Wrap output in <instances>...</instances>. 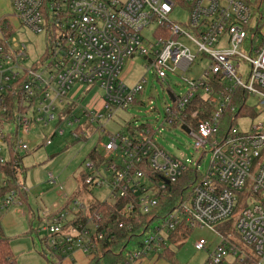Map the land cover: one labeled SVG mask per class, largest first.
Wrapping results in <instances>:
<instances>
[{
    "label": "built area",
    "instance_id": "1",
    "mask_svg": "<svg viewBox=\"0 0 264 264\" xmlns=\"http://www.w3.org/2000/svg\"><path fill=\"white\" fill-rule=\"evenodd\" d=\"M9 2L20 28L43 34L46 47L40 64L27 68L25 44L12 36L10 17L0 18V164L24 158L33 127L64 119L79 139L95 126L107 141L101 161L88 158L84 185L109 189V199L88 201L111 206L117 227L139 240L125 264L159 254L179 229L213 234L204 264H264V0ZM173 13L183 23L170 21ZM135 59L161 84L180 74L184 93L167 88L164 122L191 138L195 162L168 154L150 125L127 121L123 131L108 132L118 113L144 104V79L132 87L120 81ZM197 60L208 64L202 78L186 79ZM245 117L257 119L247 133L238 130ZM24 194L19 174L0 171V215L24 208ZM88 201L43 215L54 251L93 256L99 242L114 240Z\"/></svg>",
    "mask_w": 264,
    "mask_h": 264
},
{
    "label": "rangeland",
    "instance_id": "2",
    "mask_svg": "<svg viewBox=\"0 0 264 264\" xmlns=\"http://www.w3.org/2000/svg\"><path fill=\"white\" fill-rule=\"evenodd\" d=\"M7 16L10 17L9 22L14 28L12 36L26 46L27 59L24 65L27 68L39 65L46 47L45 36L41 33L35 34L28 28H20L18 19L13 17L9 0H0V18ZM184 18L183 14L173 13L170 21L183 23ZM207 67L205 60H197L190 66L185 78L200 79ZM176 75L171 78L167 86L155 80L152 70L148 69L142 59H135L130 64L125 63L120 81L124 86L132 87L139 80L144 79L146 85L139 96L144 104L118 113L119 116L113 121L107 122L106 128L109 133L114 134L118 130L123 131L127 121L133 127L146 124L158 128L161 134L157 136V140L168 154L174 157L182 156L185 160L195 162L197 154L192 148L191 138L176 128L169 129L164 122L165 103L169 102L167 88L176 95L184 93L181 76ZM256 121V118L249 117L239 119L238 130L247 133L251 123ZM95 128V126L90 127L87 136L77 140L71 135L73 129L67 126L64 119L59 122L56 119L46 126L33 127L29 135L30 153L23 158L24 183L29 193L28 207H12L0 215V231L9 240V249L16 264H47L48 262L89 264L91 261V256L78 251H54L47 234L42 231V220L44 214L69 205L70 199L71 201L109 199L110 190L105 187H93L87 191L82 187V176L87 172L85 168L88 162L87 155L92 149L100 153L101 145L107 141L103 133ZM57 130H62L64 134L57 135ZM53 133L56 135L54 136ZM46 139H51V145L38 148ZM50 175L54 183H51ZM36 218L39 219L38 224H34ZM199 240H204L206 243L205 250H195L194 244ZM215 245L216 241L210 231L194 229L186 238L178 239L172 247L178 264H204L208 258V250H212ZM232 262V259L227 261V263Z\"/></svg>",
    "mask_w": 264,
    "mask_h": 264
},
{
    "label": "trees",
    "instance_id": "3",
    "mask_svg": "<svg viewBox=\"0 0 264 264\" xmlns=\"http://www.w3.org/2000/svg\"><path fill=\"white\" fill-rule=\"evenodd\" d=\"M196 106H202L201 103H196ZM26 155V154H25ZM24 155V156H25ZM90 159H95L97 162L101 161V149L100 153L96 149H92L90 153L87 155ZM16 163V164H15ZM0 171L5 172L7 175L15 177L19 174L21 180L24 182L25 180V168L23 165V156H18L14 163L12 161H7L4 164H0ZM85 173L82 176V187L85 189L84 185ZM174 195V197H173ZM172 195L173 198L177 195V190ZM28 194H24L21 196V199L26 207H28ZM69 204L72 202L71 199L68 201ZM90 208L94 212H100L103 216L104 228L113 235L115 238L113 241L108 242H99L100 245L98 247V252L91 256V261L89 264H125L127 261L126 253L131 251L139 246V240L133 241V234L128 232L127 230H122L117 227L118 220H116L114 215H111L112 207L107 204L98 203L96 201H88ZM66 207H62L60 210L52 212L54 214L56 212L64 210ZM138 222H146L147 217H139ZM141 224L138 223L134 231L132 233H137ZM192 230L188 229H179L173 234L168 236V241L170 245H175L178 239L186 238ZM159 257H163L169 262L175 261V251L170 247H164L163 250L157 254ZM90 256V255H88ZM0 264H16L14 257L9 249V240L3 235L0 231ZM47 264H56L53 262H48Z\"/></svg>",
    "mask_w": 264,
    "mask_h": 264
},
{
    "label": "crops",
    "instance_id": "4",
    "mask_svg": "<svg viewBox=\"0 0 264 264\" xmlns=\"http://www.w3.org/2000/svg\"><path fill=\"white\" fill-rule=\"evenodd\" d=\"M85 101H87V99H85L84 100V102ZM119 116V115H118ZM83 124H84V122H83ZM124 126V125H123ZM33 129V128H32ZM89 129H87L86 131H88ZM32 131V130H31ZM31 133V132H30ZM30 135V134H29ZM86 136H87V134H86ZM85 137H83V138H79V139H84ZM78 140V139H77ZM41 146H43V143L40 145V146H38V148L39 147H41ZM44 147V146H43ZM28 153H30V152H28ZM27 153V154H28ZM25 157V156H24ZM25 184V183H24ZM26 185V184H25ZM28 200H29V197H28ZM51 214V213H50ZM43 221V220H42ZM38 224L39 223V219L38 218H36L35 219V222H34V224ZM176 244V243H175ZM172 246H174V245H170L169 244V247L172 249V250H174L173 249V247ZM175 251V250H174ZM72 252H74V251H72ZM79 252V251H78ZM83 254V253H82ZM86 255V254H85ZM88 256V255H87ZM135 264H178L177 263V260H176V255H175V261L174 262H169L168 260H166V259H164L163 257L161 258V257H159L157 254H148L147 256H145V257H143V258H141L140 260H138Z\"/></svg>",
    "mask_w": 264,
    "mask_h": 264
}]
</instances>
